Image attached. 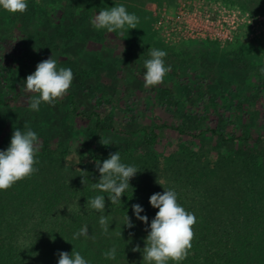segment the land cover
<instances>
[{
  "label": "rangeland",
  "instance_id": "374dc122",
  "mask_svg": "<svg viewBox=\"0 0 264 264\" xmlns=\"http://www.w3.org/2000/svg\"><path fill=\"white\" fill-rule=\"evenodd\" d=\"M27 3L24 13L0 7V95L6 102L0 104V151L10 146L14 130L27 124L37 134L38 152L47 148L79 171L80 180L90 178L96 163L112 153L119 152L121 160L146 158L159 165L157 184L137 187L148 200L165 189L177 197L188 193L193 175L223 174L217 185L222 193L216 195L228 197L218 202L222 216L244 224L234 236L253 243L243 253L232 247L227 256L235 264H264V145L255 142L264 137V0ZM121 4L139 18L137 29L109 33L93 27L101 9ZM67 28L75 29L76 38H59L58 31ZM150 48L167 53L171 71L162 84L146 88ZM52 56L58 68L73 72L63 97L72 92L74 101L62 97L33 111L29 104L36 94L21 85ZM96 115L117 133L97 128ZM152 130L157 141L150 146L145 137ZM212 130L251 140L225 142ZM242 150L255 152L257 159L246 160ZM69 177L74 185L79 182ZM206 194L202 185L192 195L202 200ZM67 199L62 207L68 210L90 209L84 197Z\"/></svg>",
  "mask_w": 264,
  "mask_h": 264
},
{
  "label": "trees",
  "instance_id": "16d2710c",
  "mask_svg": "<svg viewBox=\"0 0 264 264\" xmlns=\"http://www.w3.org/2000/svg\"><path fill=\"white\" fill-rule=\"evenodd\" d=\"M58 34L62 40L77 36L75 29L70 28L66 31L59 30ZM55 40V37H51V45L55 44ZM74 98L75 94L72 92L63 97L73 101ZM5 103L0 95V104ZM73 112H76L75 105ZM96 127L102 131L112 130L117 133L108 121H103L99 116ZM173 129L184 134L179 127ZM211 132L225 142L239 140L246 143L251 140L249 135L238 137L232 135L228 139L217 130ZM199 136L194 135L196 138ZM145 138L147 145L156 144L155 130L146 132ZM255 142L264 145V137H258ZM46 149L36 153L35 159L38 163L34 167L38 171L17 181L9 189L0 190V264H58L59 252L71 255L74 249L81 253L88 264H148L143 261V249L146 247L145 240L158 209L152 207L150 200L139 196L137 187H144L152 181L157 184L159 165L141 157L134 160L123 158L121 162L135 166L138 173L130 180V187L121 197V201L111 204L107 193L93 189V183H98L101 178L97 169L91 173L90 178L80 180L79 171H73L63 159L57 158ZM240 153L246 156V160L257 159V154L253 151L242 150ZM69 175L76 177L79 182L76 181L74 185ZM221 176L193 175L191 190L177 197L180 206L195 214L197 222L193 226L194 238L187 258L179 262L168 261V264H235L234 260L227 256V251L233 247L243 253L247 244H250L249 248L253 245L249 239H238L234 236L233 232L242 228L244 224L237 223L235 219H224L222 216L223 207H220L219 203H224L228 197L225 194L216 197L222 193L218 192L217 188ZM222 182L224 183V179ZM202 185H205L207 194L201 200L192 194L196 187ZM97 195L105 196L103 211L80 207L73 212L67 207H62V202L70 203L67 199L69 196L72 200L79 197L81 200L83 197L87 200ZM136 204L144 210L141 215L148 217L147 225L134 216L132 206ZM245 205L247 207L249 203L246 202ZM69 215L72 216L68 217ZM101 215L108 218L107 232L99 224ZM127 215L134 225L132 228L126 226ZM248 221L250 222V219ZM85 225L88 226L89 237L73 239L74 233ZM137 246L141 251L134 252L133 249ZM113 247L117 250L116 259H105L104 253Z\"/></svg>",
  "mask_w": 264,
  "mask_h": 264
},
{
  "label": "clouds",
  "instance_id": "9594fccd",
  "mask_svg": "<svg viewBox=\"0 0 264 264\" xmlns=\"http://www.w3.org/2000/svg\"><path fill=\"white\" fill-rule=\"evenodd\" d=\"M0 7L12 14L24 13L28 8V3L27 0H0ZM91 23L96 29H106L109 33H114L123 30L125 26L137 29L139 18L134 13L130 14L121 4L101 9ZM121 34H123L122 31ZM148 53L151 58L144 61L146 71L143 77L146 88L162 84L166 74L171 71L170 66H165L164 58L167 56L165 51L150 48ZM73 79L72 70L58 68L57 61L52 56L38 63L36 71L27 76L21 88L26 92L36 94L31 97L29 107L33 111H39L42 102L52 104L56 99L62 98L70 89ZM24 129H15L10 146L6 151H0V190H7L17 181L38 171L34 167L38 163L35 159L39 151L37 134L27 124L24 125ZM100 142L105 146L108 144V141L102 138ZM96 168L101 178L98 183H93V189L107 193L111 204L121 201V197L130 187V180L138 173L135 166L121 162L119 152L110 154L109 158L102 163H96ZM150 204L158 209V212L151 222V230L145 240L143 261L148 264H168V261L179 262L186 259L194 238L193 226L197 222L195 214L180 206L174 190L165 189L162 194H153L150 197ZM86 207L103 211L105 196L97 195L87 199ZM132 207L136 218L147 225L148 217L141 215L143 208L139 204ZM99 224L105 232L108 231L106 216H100ZM126 226L134 227L128 215ZM88 232V226L85 225L74 233L73 239H79L81 236L88 238ZM116 251L115 247L111 248L104 253V258L115 260ZM133 251L139 252L141 249L137 246ZM58 256V264H88V261L75 249L71 255L67 252H59Z\"/></svg>",
  "mask_w": 264,
  "mask_h": 264
}]
</instances>
